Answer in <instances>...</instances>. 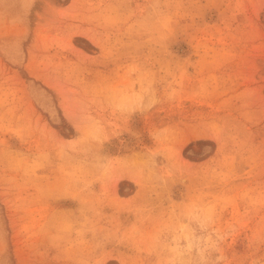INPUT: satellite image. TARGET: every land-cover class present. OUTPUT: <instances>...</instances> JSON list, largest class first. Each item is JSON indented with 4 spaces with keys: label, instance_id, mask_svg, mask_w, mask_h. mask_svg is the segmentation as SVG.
<instances>
[{
    "label": "rangeland",
    "instance_id": "1",
    "mask_svg": "<svg viewBox=\"0 0 264 264\" xmlns=\"http://www.w3.org/2000/svg\"><path fill=\"white\" fill-rule=\"evenodd\" d=\"M0 264H264V0H0Z\"/></svg>",
    "mask_w": 264,
    "mask_h": 264
}]
</instances>
